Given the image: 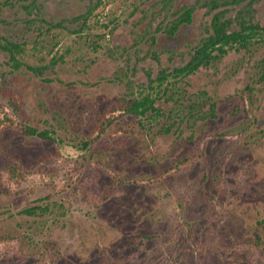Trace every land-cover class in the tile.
<instances>
[{"label":"rangeland","instance_id":"374dc122","mask_svg":"<svg viewBox=\"0 0 264 264\" xmlns=\"http://www.w3.org/2000/svg\"><path fill=\"white\" fill-rule=\"evenodd\" d=\"M156 1L0 0V264H264V43L159 84L190 56L133 44L177 18Z\"/></svg>","mask_w":264,"mask_h":264},{"label":"flooded vegetation","instance_id":"af4514ba","mask_svg":"<svg viewBox=\"0 0 264 264\" xmlns=\"http://www.w3.org/2000/svg\"><path fill=\"white\" fill-rule=\"evenodd\" d=\"M234 1L236 2V0ZM156 2H159V0H157ZM226 3H228L227 0H211L210 7L212 9V12H215V14L210 21L211 31L206 37H201V35L199 33H196L193 28L196 22V11L198 9L197 0H182L180 4L173 7L174 11L172 13H174V15H176L177 17L175 20L171 22V20L163 21L160 19L158 23L152 25L151 32H146L145 29H142L139 35H137L136 38L133 39V44H144L148 46V48L155 47L158 53H161L163 51L173 53L178 52L179 54H188L190 56V59L187 63H175L171 72L164 70L158 77L159 84H162L168 79L182 80L185 78H189L192 75H195L201 69L216 64L231 50H249L254 43H264V25L254 24L253 22L242 19L238 23L240 29H232L233 21L226 18V13L224 11H220V8L225 6ZM157 7L159 8H156V11H159L161 5L158 4ZM259 9L260 8L258 7V10ZM148 24L149 21L144 25ZM217 25H224L225 32L228 35L238 36L239 40H231L228 44L224 45L220 43L217 50H214L213 52V56L216 57L214 60H212L209 64L199 66L194 71H188L192 68V66L190 67L189 65L191 64L195 56H197V54L206 45L207 40H210V38L212 37H216ZM220 48L221 50H219ZM188 55H185V57H187ZM184 69L187 70V75L181 74V71ZM164 76L166 77V79L162 80ZM259 118H257L256 121H258Z\"/></svg>","mask_w":264,"mask_h":264},{"label":"trees","instance_id":"16d2710c","mask_svg":"<svg viewBox=\"0 0 264 264\" xmlns=\"http://www.w3.org/2000/svg\"><path fill=\"white\" fill-rule=\"evenodd\" d=\"M93 10L94 9L91 8L89 12L92 13ZM216 31H217L216 37H212V38H210V40H207L206 45L197 54V56H195V58L193 59V61L189 65L190 67L192 66V68L188 71H194L199 66L204 65V64H209L212 60H214L216 57L213 56V52H214V50H217L220 43H222L224 45V44H228L231 40H235V41L239 40L238 36H236V35H228L225 32L224 25H217ZM0 48L11 51L9 46L2 44V43H0ZM219 50H221V48ZM13 59H14V56H13ZM186 71L187 70H185V69L182 70L181 74L187 75ZM164 79H166L165 76L162 80H164ZM154 103H155L154 99H152V97L148 95V96H145L142 99H138V100L134 101L132 104L128 105V107L125 109V112L128 114L135 115V116H144L150 111H152V112L157 111ZM107 123H109L107 121V118L102 117L96 123V130L103 131ZM24 132L29 134V135H34V136L36 135V136H40L42 138H52L46 132H38L35 128H32V127H26ZM24 213L27 215H34L35 209L34 208H28V209L24 210Z\"/></svg>","mask_w":264,"mask_h":264}]
</instances>
